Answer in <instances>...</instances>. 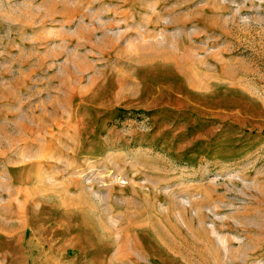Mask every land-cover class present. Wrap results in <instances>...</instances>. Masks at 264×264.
<instances>
[{
  "label": "rangeland",
  "instance_id": "1",
  "mask_svg": "<svg viewBox=\"0 0 264 264\" xmlns=\"http://www.w3.org/2000/svg\"><path fill=\"white\" fill-rule=\"evenodd\" d=\"M0 264H264V0H0Z\"/></svg>",
  "mask_w": 264,
  "mask_h": 264
}]
</instances>
